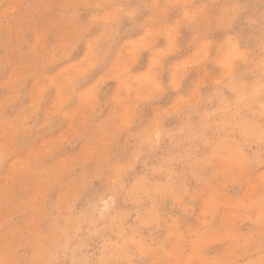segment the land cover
<instances>
[{
	"label": "rangeland",
	"instance_id": "obj_1",
	"mask_svg": "<svg viewBox=\"0 0 264 264\" xmlns=\"http://www.w3.org/2000/svg\"><path fill=\"white\" fill-rule=\"evenodd\" d=\"M0 264H264V0H0Z\"/></svg>",
	"mask_w": 264,
	"mask_h": 264
}]
</instances>
